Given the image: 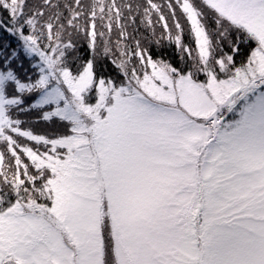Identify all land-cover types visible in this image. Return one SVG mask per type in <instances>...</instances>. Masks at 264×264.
<instances>
[{"label":"snow or ice","instance_id":"obj_1","mask_svg":"<svg viewBox=\"0 0 264 264\" xmlns=\"http://www.w3.org/2000/svg\"><path fill=\"white\" fill-rule=\"evenodd\" d=\"M0 264H264V0H0Z\"/></svg>","mask_w":264,"mask_h":264}]
</instances>
